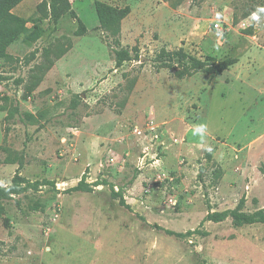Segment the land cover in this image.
<instances>
[{"label": "rangeland", "instance_id": "374dc122", "mask_svg": "<svg viewBox=\"0 0 264 264\" xmlns=\"http://www.w3.org/2000/svg\"><path fill=\"white\" fill-rule=\"evenodd\" d=\"M42 1L13 10L27 32L0 59V264H264V224L206 220L264 212V0H69L81 36ZM95 2L129 9L119 47ZM117 50L137 58L116 68ZM178 50L235 63L178 78Z\"/></svg>", "mask_w": 264, "mask_h": 264}, {"label": "trees", "instance_id": "16d2710c", "mask_svg": "<svg viewBox=\"0 0 264 264\" xmlns=\"http://www.w3.org/2000/svg\"><path fill=\"white\" fill-rule=\"evenodd\" d=\"M24 0H0V59L8 61L11 59V56L8 54V48L14 44L17 39L26 34L27 32V20L21 18L12 13L13 9L16 8ZM94 8L96 16L98 19L100 29L113 40L115 47H119V33H120V23L128 15L129 9H117L110 5L101 2H95ZM37 13L42 17V20H49L51 22H57L62 17L66 15H71L73 18H77L74 14L71 3L69 0H49L42 1L37 5ZM79 27L76 30V35L81 36L84 34V26L77 18ZM236 21V17H234ZM42 35V31L37 27L34 30L27 34L24 38L26 43L36 42ZM71 45L68 43L65 50H62L61 55L66 53L70 49ZM52 55V54H51ZM55 55V52L53 53ZM60 55V56H61ZM164 55L169 61L177 59L179 63H182L183 68L180 71L176 72L178 78H183L185 76H190L192 73L203 71L208 74L218 76L222 74L228 67L233 65L235 61H223L215 64L214 66L208 67L205 62L189 58L183 50H178L174 52H164ZM57 58V57H56ZM137 58V57H136ZM136 58H132L130 53L127 50H117L115 51V67H120L124 62L132 61ZM44 63L37 66V72L43 76L48 69L53 65L52 60H50V53L45 50L44 52ZM185 61H189L183 64ZM33 87L40 81V78L32 77ZM46 182H27L26 187L28 188H38L41 185H44ZM4 191H13L11 188H6ZM90 185L81 180L75 187L68 190V192H90ZM114 196H118L114 194ZM119 197V205L123 208L129 209V206L125 203L124 199L121 196ZM230 217L234 227H241L244 225H251L256 223L264 224V212L259 211L253 214L247 215L241 212L239 209H235L229 212L222 213H212L208 214L206 220L213 222H220L225 218ZM167 235L175 236L177 238H185L190 232L181 234L174 233L171 231L165 232Z\"/></svg>", "mask_w": 264, "mask_h": 264}, {"label": "clouds", "instance_id": "9594fccd", "mask_svg": "<svg viewBox=\"0 0 264 264\" xmlns=\"http://www.w3.org/2000/svg\"><path fill=\"white\" fill-rule=\"evenodd\" d=\"M259 12H264V8L259 9ZM252 19L255 21H259L260 20V16L257 13H253L252 14ZM196 132L201 140L203 141V139L205 138V136L208 134V126L207 124H198L195 126Z\"/></svg>", "mask_w": 264, "mask_h": 264}, {"label": "built area", "instance_id": "2783aa9c", "mask_svg": "<svg viewBox=\"0 0 264 264\" xmlns=\"http://www.w3.org/2000/svg\"><path fill=\"white\" fill-rule=\"evenodd\" d=\"M215 29H218V24H214Z\"/></svg>", "mask_w": 264, "mask_h": 264}, {"label": "crops", "instance_id": "0c3cea01", "mask_svg": "<svg viewBox=\"0 0 264 264\" xmlns=\"http://www.w3.org/2000/svg\"><path fill=\"white\" fill-rule=\"evenodd\" d=\"M14 9H15V8H14ZM14 9H13V10H14ZM12 13H13V11H12Z\"/></svg>", "mask_w": 264, "mask_h": 264}]
</instances>
